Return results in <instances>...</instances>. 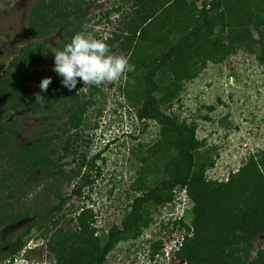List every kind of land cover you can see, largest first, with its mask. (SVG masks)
Instances as JSON below:
<instances>
[{"label":"rangeland","instance_id":"rangeland-1","mask_svg":"<svg viewBox=\"0 0 264 264\" xmlns=\"http://www.w3.org/2000/svg\"><path fill=\"white\" fill-rule=\"evenodd\" d=\"M36 1L0 0V77L22 47L43 43L50 51L54 48L53 41L63 44L58 41L59 32L41 39L33 38L29 19ZM135 1L69 0V3L81 2L86 6L81 12L85 17L77 27L79 33L91 32L96 39L107 43L111 54L124 55L118 37L133 14ZM212 29L214 38L220 26L215 24ZM253 37L258 41L255 31ZM260 52L257 44L252 52L236 47L221 64L207 61L192 80L186 79L179 70L175 74L180 77L178 87L171 88L173 97L162 99L156 95L160 111L178 119L177 122L195 123L197 139L205 141L206 148L200 151L208 149L214 161L213 167L205 173L206 179L227 183L234 177L237 189L234 201L218 205L220 214L225 212L220 221L228 224L235 222L238 209L244 211L264 203V64L258 60ZM47 65L55 64L50 61ZM174 66L181 65L176 62ZM17 72L15 67L13 73ZM11 77L10 80L15 79L14 74ZM43 78L36 66L23 74L17 82V97L24 98L26 104L31 102ZM126 78L125 74L115 82L85 88L79 81L72 91L64 88L76 94L85 106L82 118L74 122H70L69 115H61L62 104L35 114L30 108L2 112L7 103L0 101V141L3 139L0 142V217L4 219L0 221V264H8L10 259L3 255L4 242L14 240L33 221L36 224L24 235L23 249L12 262L67 264L66 259L73 250H67L58 263L57 255L48 249L47 243L58 235L78 232L75 217L82 209L90 210L94 216L89 230L92 236L71 239L68 245L74 250L86 251L91 248V242L103 245L108 229L119 225L132 199L140 194L131 189L143 170L140 160L160 138L158 123L136 119L135 103L123 94ZM54 114L61 118L45 119ZM42 138L46 139L42 149L53 161L49 173L40 174L39 178L34 173L22 175L17 170L20 158L14 161L17 151ZM68 138L71 146L65 151ZM248 165L252 172H246ZM162 177L147 174L148 182L157 183ZM76 188H80L78 195L72 192ZM58 193L66 202L50 219L45 213L59 203ZM193 207L194 203L187 196L184 207L173 203L152 212L153 221L139 238L119 243L108 254L105 264H186L183 259L175 262L174 252L185 233L179 221L190 226ZM13 216L16 220L12 222L9 219ZM197 235L189 241L185 251L187 256L193 257L191 264H197L194 258L197 254L193 251L204 255L211 251L205 244L208 238L201 240L202 235ZM246 249L236 255L245 256ZM261 249L264 251V233L253 241L248 261L258 258Z\"/></svg>","mask_w":264,"mask_h":264},{"label":"trees","instance_id":"trees-1","mask_svg":"<svg viewBox=\"0 0 264 264\" xmlns=\"http://www.w3.org/2000/svg\"><path fill=\"white\" fill-rule=\"evenodd\" d=\"M188 1H135L133 14L118 37L121 40L120 49L129 64L135 66V71L126 73L123 94L128 101L135 103L137 120L147 119L158 123L160 138L153 147L146 150L147 156L140 160L143 170L131 185V189L140 194L132 199L119 225L108 229L105 243L99 246L91 242V248L86 251L82 248L74 250L68 245L73 238L92 236L89 230L94 216L90 210L82 209L75 217L78 232L58 235L54 241L47 243L48 249L57 255L58 263L67 250H73L66 259L67 264H105L108 254L119 243L139 238L143 229L153 221L151 213L172 204L175 200L174 192L185 188L188 198L194 203V217L190 226L179 221L185 233L176 244L175 262L183 259L186 264L192 263L193 257L187 256L185 251L189 241L199 233V236L202 235L201 240L208 238L205 244L211 251L207 255L193 251L197 254L194 256L197 264H264L262 249L258 252V258L248 261L253 241L258 234L264 233V203L244 211L238 209L235 222L231 224L220 221L224 219L225 212L220 214L218 205L234 201L237 190L233 184L234 177L227 183L206 179L205 173L213 167L214 161L208 149L200 151L206 148L205 141L197 139L195 123L177 122L178 119L160 111L156 96L171 99L174 95L171 88L178 87L180 79L178 74L175 75L177 71L183 72L186 79H195L207 61L221 64L235 52L236 47L252 52L253 47L259 45L261 52L258 60L264 64V0ZM83 8L86 9V6H82L81 2L71 4L69 0H37L29 19V26L34 31L33 38L41 39L59 32L58 41L63 44L58 45L57 40L52 43L55 49L63 50L74 35L79 33L77 27L85 17L81 13ZM215 24L220 29L212 38V27ZM253 31L258 34V41L253 37ZM50 61H54V55L46 50L43 43H32L19 50L18 55L9 63L8 70L0 77V101L7 103L2 112L30 108L36 114L39 110L48 112L56 104H62L61 115H69L70 122L82 118L84 104L76 94L63 90L62 78L52 70L55 65H47ZM176 62L181 66L172 67ZM35 66L44 78L50 77L53 82L46 93L41 92L39 82L36 93L39 92L44 99L36 102L34 96L26 104L24 98L17 97V82ZM15 67L18 68L17 74L13 73ZM13 74L15 79L10 80ZM66 96L68 99L65 100ZM53 117L61 118L54 114L45 119ZM1 129L0 124V135ZM45 143L46 139L42 138L17 151L18 156L14 161L20 158L17 170L22 175L34 173L39 178L40 174L46 176L49 173L48 168L53 161L42 149ZM70 146L68 138L64 150L67 151ZM245 169L248 173L250 170L252 172L249 165ZM148 173L163 177L157 183L148 182ZM72 192L78 195L80 188ZM57 196L60 198L59 203L45 213L50 219L66 202L59 193ZM9 220L13 222L16 217ZM34 224L35 221L31 222L14 240L7 239L4 242L6 249L3 255L9 256L8 264H13L12 259L23 249V237ZM245 247V256L236 255Z\"/></svg>","mask_w":264,"mask_h":264},{"label":"clouds","instance_id":"clouds-1","mask_svg":"<svg viewBox=\"0 0 264 264\" xmlns=\"http://www.w3.org/2000/svg\"><path fill=\"white\" fill-rule=\"evenodd\" d=\"M50 51L55 64L52 70L62 78V86L69 91L76 89L79 81L83 82V88L98 86L115 82L126 73L135 71L126 56L111 54L107 43L96 39L91 32L77 33L63 50L50 48ZM52 82L50 77L42 79L39 84L41 92L46 93ZM34 95L36 102L44 99L39 92ZM13 263L18 264L17 260Z\"/></svg>","mask_w":264,"mask_h":264},{"label":"built area","instance_id":"built-area-1","mask_svg":"<svg viewBox=\"0 0 264 264\" xmlns=\"http://www.w3.org/2000/svg\"><path fill=\"white\" fill-rule=\"evenodd\" d=\"M174 193H175V200L173 201V203H175L176 206L184 207L186 203V199H187L185 188L177 189ZM168 205H171V204H168ZM179 261L182 262V260H179Z\"/></svg>","mask_w":264,"mask_h":264}]
</instances>
